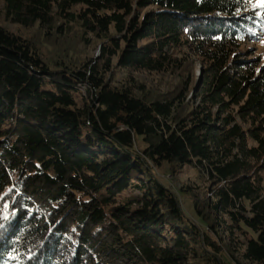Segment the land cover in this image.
<instances>
[{
  "label": "trees",
  "instance_id": "trees-1",
  "mask_svg": "<svg viewBox=\"0 0 264 264\" xmlns=\"http://www.w3.org/2000/svg\"><path fill=\"white\" fill-rule=\"evenodd\" d=\"M0 10L37 29L0 26V264H232L220 229L251 232L240 260L264 264V72L237 52L261 30L252 0H0ZM69 36L98 43V56L47 60L41 47L71 48ZM114 58L186 80L165 94L135 83L132 95L107 78ZM163 166L208 183L196 223L156 178Z\"/></svg>",
  "mask_w": 264,
  "mask_h": 264
},
{
  "label": "rangeland",
  "instance_id": "rangeland-1",
  "mask_svg": "<svg viewBox=\"0 0 264 264\" xmlns=\"http://www.w3.org/2000/svg\"><path fill=\"white\" fill-rule=\"evenodd\" d=\"M258 0H252V5L256 7ZM263 15L261 23V30L256 33V36L252 39L246 38L237 52L241 58H249L251 60L259 62L257 73L264 72V8L256 7ZM0 26L7 27L9 30L21 34L24 36L34 37L37 33V29L23 30L16 25H12L2 17V11L0 10ZM37 36H41L38 34ZM36 36V38H37ZM71 41V48L65 45L52 46L45 45L41 47V50L47 60L64 58L67 64L70 62H88L96 58L99 54L100 46L95 41L89 46L79 43L74 38L68 37ZM53 57V58H52ZM193 68L196 83L198 78V70L200 64L196 58H193ZM186 74H148L143 72H133L130 70L122 69L116 66V59L112 60L111 75H107L110 78V82L117 86L119 84H128L129 90L132 95H137L136 84L144 86V89H150L158 94H165L172 91L180 82L186 80ZM156 178L174 192L177 196L181 207L185 215L194 223H196V216L194 212V204L201 205L203 200L208 197V183L192 168L188 166L181 167H169L163 166L160 169H153ZM197 202V203H196ZM212 218L216 221L227 219L220 215H213ZM223 224V223H222ZM219 237L223 240L226 252L225 258L229 263L234 264V260H240V252L243 243L246 239L253 237V234L246 229L237 230L234 229L232 233H223L222 229L219 231ZM243 263V262H242ZM244 264V263H243Z\"/></svg>",
  "mask_w": 264,
  "mask_h": 264
},
{
  "label": "snow or ice",
  "instance_id": "snow-or-ice-1",
  "mask_svg": "<svg viewBox=\"0 0 264 264\" xmlns=\"http://www.w3.org/2000/svg\"><path fill=\"white\" fill-rule=\"evenodd\" d=\"M256 7L264 8V0H258Z\"/></svg>",
  "mask_w": 264,
  "mask_h": 264
}]
</instances>
